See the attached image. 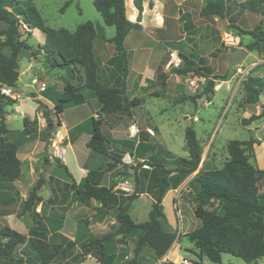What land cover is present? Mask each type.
<instances>
[{
  "label": "trees",
  "instance_id": "obj_1",
  "mask_svg": "<svg viewBox=\"0 0 264 264\" xmlns=\"http://www.w3.org/2000/svg\"><path fill=\"white\" fill-rule=\"evenodd\" d=\"M0 0V86L15 88L19 77V58L23 50L32 55L42 51L46 62L52 69L67 72L63 78L64 91L54 99V107L50 110L43 102L34 99L42 110L44 118L51 123L50 112L53 111L59 119L68 105H81L85 102L82 90H90L101 105V113L106 115H125L133 117V110L141 106L139 98H129L125 81L120 86L107 87L98 77V63L93 52V42L97 36L95 24L88 21L79 25L73 32L61 28L53 29L46 25L38 9L33 5L34 0ZM140 12L142 10L139 0L134 1ZM72 1L65 3L63 11ZM264 3V0H250L243 3V7L252 11ZM94 7L101 15L107 26H113L116 34L107 41L113 44L124 70L127 71L126 39L132 30L139 29L138 23L127 19L125 0H94ZM225 0H208L203 7V16H217L225 18ZM26 24L30 31L23 29ZM230 27V26H229ZM33 30H39L45 35L43 44L38 50L27 43ZM239 35H249L253 42L246 46L249 52L264 47V26L261 24L253 30L237 28ZM9 50V54L4 52ZM181 68L170 70L171 74L188 76L193 74L207 79L206 86L201 92L208 95L214 92L215 80H227V76L211 77L203 72L195 62L184 55ZM168 74L159 70L156 82L165 90ZM82 82V87L75 82ZM246 97L244 104H255L263 93L262 83L257 79L245 81ZM43 95L50 98L47 89ZM34 98V96L32 97ZM194 102V98L191 99ZM16 102L0 94V190L6 183H14L21 178L22 162L18 157L20 144L7 138L9 130L5 123V107L13 106ZM264 116V109L260 116H251L242 120V124L251 122ZM24 119V123H26ZM60 126L62 125L58 121ZM89 129V130H88ZM89 132L90 140L87 148L90 155H99L105 161L103 169H88L86 177L77 184L67 166L56 158V164L62 168L68 177L64 183L67 196H73L72 202L89 206L92 201L101 206L97 209L99 216L114 215L115 225L107 233L89 241H81V248L85 256L91 255L100 264H109L106 260L110 243L115 238L139 234L135 247V256L132 261L125 264H140L145 248L152 250L158 259H162L171 250L176 240V234L164 228L166 215L163 201L166 195L177 190L198 170L197 175L189 182L188 187L195 193L196 207L194 214L201 224L187 234L189 240L199 250L201 261L207 258L215 264H222L224 254L239 258L247 264L257 263L264 258V193L261 192L264 184V170L256 168L250 162L249 151L252 150L254 140L246 142L232 140L227 144L228 158L221 168L202 164L203 149L198 140L197 133L192 126L186 128L185 140L187 157L177 156L159 144L151 142L150 134L140 130L138 139L115 140L104 132V123L94 117L72 130L73 134ZM112 146L117 148L114 153ZM129 154L135 164L124 165L122 158ZM134 172L136 187L135 195H128L122 190H115L113 186L103 184L106 174H112L119 166ZM201 166V168H200ZM40 177L21 207L20 215L29 214L35 221L38 234L42 242L35 245L38 264H53L54 260L64 252L63 246L51 243L47 239L44 224L38 219L36 208L42 203L38 191L43 186ZM148 194L153 202L148 220L137 223L128 213L130 204L141 194ZM6 216L9 213H1ZM89 222L80 221V230L87 228ZM47 231V230H46ZM87 232H90L87 229ZM81 234V233H80ZM86 237L87 233L82 234ZM69 242L71 247L76 246L81 238ZM27 242V237L10 228L0 229V263L7 260L10 264H24L21 257L15 259L14 254L19 246ZM170 264V263H168ZM202 264V263H197Z\"/></svg>",
  "mask_w": 264,
  "mask_h": 264
},
{
  "label": "rangeland",
  "instance_id": "obj_2",
  "mask_svg": "<svg viewBox=\"0 0 264 264\" xmlns=\"http://www.w3.org/2000/svg\"><path fill=\"white\" fill-rule=\"evenodd\" d=\"M68 1H72V3L63 11L62 9ZM21 3L23 4L24 2L21 0ZM33 5L40 12L46 25L56 30L61 28L75 30L79 25L88 21H103L101 15L94 7V0H34ZM243 13L249 16L248 22L244 25L246 28L254 29L256 28L255 26L260 25L257 16H253L251 12L247 13L243 11ZM0 28L5 29L6 25L1 24ZM110 29L115 32L114 28ZM44 39L45 35L42 32L35 31L31 37H27V43L38 50L39 44L41 45ZM242 44L240 43V46ZM4 52L9 54L8 49H5ZM248 61H246L243 71L250 65V63L247 64ZM30 63L34 65L32 71L27 70ZM239 67H234L230 72L233 74L239 73ZM19 72L21 76L18 85L24 91L21 99L27 96H34L27 93L30 91V87L27 85H31L32 76L35 77L34 79L38 78L39 80V84H34V87L40 90L39 85L43 81V83L47 84V94L49 95L52 92L54 99L58 98L64 91V85H62L59 92L56 90L58 85H60L59 83L63 80L59 79L58 75L62 73L64 77H67V72L52 69L46 62L45 55L42 51H37L36 55H32L30 51L23 50L19 58ZM191 78L194 79L193 76ZM177 79V76L171 78L170 89L167 95L157 88L159 87L157 84L148 85L146 93L137 96V98L142 100L143 106L134 108L133 117L129 118L125 115H117L113 125L103 119L104 132L115 140L131 139L129 137V128L131 124L136 123L139 130L147 131L146 128H149L154 132V136L150 135L152 143L161 145L177 156L186 157L185 131L187 127L192 125L197 132L203 149L202 160L210 163L211 166L221 168L228 158L227 142L229 140L247 141L251 137H254L258 131L255 130V125L252 126L253 131L240 125L235 130L230 129L227 126L230 120H236L235 115L231 112L228 117L229 119L222 124L220 133L216 137L218 143L214 141L210 145L208 139L206 140L204 138V132L209 127L210 130L216 128L219 115L222 114L226 105L232 104L233 98L231 92L227 89L226 85L223 86V88L216 92L213 102L205 107L201 106L203 103L199 104L198 112L196 113L193 103L186 102L185 98L191 94H193L194 98L200 97V90L203 87L202 84L199 83L197 89L192 88L193 92L188 90L191 87L189 82L182 79L178 84L186 92L179 95L173 92ZM51 84H55L56 87L54 88ZM75 84L83 88L81 81L75 82ZM203 85H206V82ZM20 88H10V94H20L22 91ZM4 90H6V87L0 86V94L5 95L8 99L14 100L7 96ZM40 92L42 94L44 93L42 91ZM86 97L94 99L96 104L93 103L92 107L86 106L82 108L81 114L83 116H88L92 113V110H96L97 103L100 105L90 90H87ZM129 98H132V95ZM19 100H14L16 103L13 106L5 107L6 116L3 123L10 129L7 138L10 141H15L20 144L19 156L23 160L22 174L17 182L6 183L5 186H7V189L0 190V211H6L10 214L8 216L0 215V229L7 227L25 235L27 242L18 247L14 257L15 259L22 257L25 260L24 264H38L35 245L42 242L41 236L38 234L34 219L29 214L20 215V213L22 204L26 200L28 193L36 184L37 180L42 177L44 180L43 186L38 191V195L42 197V203L36 208L38 219L44 224L45 233L49 242H60L62 245H66V250L54 260L53 264H80L88 259L90 262L86 264H97L95 257L90 258V256L83 254V249L80 246L81 242H79V247H71L69 241H73L69 239L70 237L74 238L76 235V222L83 220L89 222L88 227L92 230V235L88 236L87 234L86 236L88 237L83 240L89 241L93 238L100 237L102 234L110 231L114 226L111 225V222L115 219L114 215L110 213L107 217L99 216L100 213H97L99 204L93 203L90 207H86L80 203L72 202L73 196H67L66 200H68L69 205L66 208H62V205L60 206L59 203V197L62 194L58 192L60 181H68L69 179L64 170L55 162L57 157L55 155H58L59 149L65 146L64 140L62 142L63 134L60 133L62 127L58 121L61 124L63 120L66 124L74 123L76 121L72 115L74 105H68L64 111V119L62 116L58 119L54 112L51 111L49 113L51 123H48L43 114L39 115L41 109L37 103L35 107L34 102L31 100L26 99L25 105H23L24 102L19 103ZM205 101L204 99L203 102ZM16 106L18 107L16 108ZM96 114L98 115V119H102L101 112L97 111ZM192 114H196L198 117L197 121L192 122L187 120ZM105 118L108 117L105 116ZM24 119H26L27 124L24 123ZM113 119V116H111L110 120L112 121ZM50 125H52V128H50ZM83 138L74 147L73 153H75V157L72 156L70 150L67 156L64 157V162L67 163L69 171L76 177H78L79 170L74 167V160L82 161L85 153L89 152L87 146L83 144ZM26 149L29 151L25 156ZM112 149L114 153H117L118 149L115 146H112ZM128 157L131 159V162L124 161ZM99 160L95 167H93L95 170L103 169L105 166L104 159L100 157ZM122 163L128 166L135 164L129 154H126L122 158ZM133 174L134 172L132 170L126 169L121 165L112 174H106L103 184L116 187L128 195H135L136 187ZM188 185L189 183L185 182L177 190L170 191L171 193L163 201L164 213L166 215L164 228L166 231L176 234V240L171 250L162 259H158L152 250L145 248L142 257L139 259L140 264H181L185 259L192 264H215L207 258L201 261L199 250L187 237L188 233L198 228L201 224L200 220L194 214L196 207L195 193ZM152 202L153 199L150 195L146 193L141 194L130 204L128 213L135 222H145L148 220ZM66 215H68V218L64 222ZM61 224L64 225L62 231L67 235L66 238L56 232L58 227L62 226ZM138 237L139 234L120 236L108 244L109 249L106 260L109 264H125L132 261L135 256L134 251ZM0 264L10 263L7 260H3ZM14 264L19 263L16 262ZM222 264L247 263L229 254H224ZM259 264H264V258L261 259Z\"/></svg>",
  "mask_w": 264,
  "mask_h": 264
},
{
  "label": "crops",
  "instance_id": "obj_3",
  "mask_svg": "<svg viewBox=\"0 0 264 264\" xmlns=\"http://www.w3.org/2000/svg\"><path fill=\"white\" fill-rule=\"evenodd\" d=\"M134 1L135 0H125L127 19L132 23H138L140 26L139 29L132 30L126 39V72L124 70V63H121V59L117 55L113 44L107 41L108 39H111L115 36V27L107 26L104 21L101 20H96L95 22H93L97 31V36L93 42V52L99 66L98 77L100 82L107 87H116L120 86L124 80L128 96L132 95V98H134V96L137 98L138 95L146 93V91L148 90V85L157 84V74L161 69L163 70V72L169 75L165 90L162 91L160 87H157L162 93L166 95L168 94V91L170 89V80L174 76H177L178 78L175 85V90L173 91L176 94L181 95L186 92L178 83H180L182 79H185V81L189 82V80L192 79L191 76H193L195 80H198V84H202L203 87L200 90L202 92V90L206 86L203 85L204 82L207 83L206 78L198 77L193 74H190L188 76H179L177 74L170 73V70H168L167 66L170 60V52L173 51L179 53V55L188 57L190 60L195 62L198 67L203 68V72L209 73L211 77L227 76V80L225 81L215 80L214 92L209 93L208 95H200V97L198 98H194L193 94L187 95V98H185V100L186 102L193 103V105L195 106V112L197 113L199 104L203 103L201 106L204 107L209 105L211 102H213L216 92L226 85L227 89L230 90L233 98L232 104L226 105L222 114L219 115L215 129L210 130L209 127L208 130H205L204 138H206V140L208 139L210 145L214 141L218 143L216 137L220 133V128L222 124L226 122L227 119H229L228 117L232 112L233 115H235L236 120H230L229 124L227 125L230 129L235 130L237 126L240 125L246 129H250V131H253L252 126L255 125V130L258 131V133H256L254 137H251L249 139L254 140L255 143L253 144L252 150L248 153L250 154V162L256 168L264 170V116L251 122L248 125L244 126L242 124V120H248L253 115L260 116L264 109V47H261L257 51L249 52L246 49V46L252 43L253 39L249 35H239L237 30V28H241L243 30H253L244 26L245 23L248 22L249 16L246 15V13L244 14L243 11L247 13L251 12L253 16H257V18H259L260 25L262 24L264 26V3L257 8V11H252L249 8H245L242 6L243 3L250 0H225L226 13L225 18L222 19L217 16H203L201 14L203 7L206 5L208 0H139L142 8L141 12ZM258 26L259 25L255 27ZM110 28H114L115 32L111 31L112 29ZM35 31L39 30H33L32 35ZM69 31L73 32L74 30ZM225 33H229L233 36H238L241 43H243L242 46L232 47L224 43ZM44 41L45 39L42 40L43 43ZM240 48L246 49L248 51V56L241 67L238 68L239 73L233 74L232 72H230L231 70L229 69V62L233 56V52ZM247 60H249L247 64L250 63V65H248L247 69L243 71V67L246 65ZM33 69L34 65L33 63H30L27 70L32 71ZM58 77L59 79H63L64 75L62 73H59ZM34 78L35 77L32 76L31 85H27L30 87V91H28L27 93L34 95V98H32L33 96H27L24 99H20L19 103L24 102L23 105H25V101L27 99L34 102L36 107L37 105L34 99H37L43 102L50 110H52L54 107V100H52L54 99V97L52 92L49 93L50 98L45 97L40 92L41 89L38 90L37 87H34V84H32ZM248 79H257L262 83L263 93L260 95L258 102L255 104H244V98L246 97L245 81ZM19 81L20 77L18 83ZM18 83L15 89L20 88ZM59 84L60 85H58V88L56 89L58 92L63 85V80ZM51 86H54V88L56 87L55 84H51ZM193 89L192 87H189L188 90L193 91ZM82 93L85 96V102L81 105H74L73 107L72 115L73 118L76 119V121L71 124H66L63 120L64 113L62 114L63 121L60 133L63 134L62 142L64 140L65 146L62 147L63 155L60 156L59 154H56L55 156H57L56 158L61 159V161L66 166L67 163L64 162V157L67 156L68 151L70 150L72 152V156L75 157V153H73V150L74 147L79 143L80 139L84 137L83 144L84 146H86L91 137L89 132L71 135L72 130L93 117L95 119H98V115L96 114V112H101V105H98L97 103L96 110H92V113L88 116H83V114H81V109L86 106L92 107V104H96V101L94 99L86 97L87 90H83ZM20 94L24 95V91L22 90ZM192 98L195 99L194 102L191 100ZM204 99L206 100L205 102H203ZM141 105L143 106V102ZM17 107L18 106H16V108ZM42 114L43 113L41 110L39 112V115ZM101 114L102 119L100 120L104 119L111 125H113L116 121L115 118L117 115H106L104 113ZM105 116L108 118H105ZM111 116H113L114 118L112 121L110 120ZM187 120L195 122L198 120V117L196 116V114H192ZM192 127L194 128V126ZM7 129L10 130L9 128ZM147 129L149 128H146V130ZM230 141L232 140H229L227 144ZM28 151L29 150L26 149L25 156L28 154ZM185 152L187 153V157L188 152ZM19 154L20 149L18 151V157L21 162H23ZM99 159V155H90L89 150V152L85 153L82 161L74 160V167L79 170V178L73 175L70 171L69 172L72 174L77 184H80V182L86 177L88 169H94L93 167H95V165L100 161ZM205 163L207 162H204V160H202L201 166H203V164ZM207 164L210 165V163ZM198 172L199 170L186 182L189 183L193 179V177L197 175ZM60 182L61 183L58 188V192H61L62 194H60L59 203L60 206L62 205V208H66L69 203L68 200H66V196L64 194L66 192L64 183H67L68 181L63 180ZM6 187L7 186H4L2 190L7 189ZM114 189L117 190L116 187H114ZM261 192L264 193V184L262 185ZM93 203L99 204L96 201H92V203L86 207H90ZM100 206L101 205L99 204V207ZM1 213L7 212L0 211V214ZM67 218L68 215L65 216L66 220L64 219V222L67 221ZM115 223L116 221L114 219V221L111 222V225H115ZM62 224L64 223L62 222ZM62 227H64V225L59 226L56 232H58V234H62V236L66 238L67 235L63 233ZM76 227L77 229L75 232V237H70L69 240L74 242L76 239L78 240L79 236L83 237L82 234L85 233H87L88 236L92 235V230L90 229V227L84 228L85 231L82 229L80 230V221L76 222ZM87 229H89L90 232H87ZM86 237L81 238L80 241L77 242L76 247H79V242L83 241V239ZM57 244L62 245V243L60 242ZM62 246L63 250L65 251L66 245ZM89 256L90 258H92L91 255ZM260 261L261 259L254 264H259ZM87 262H90V260L88 259L84 262H81L80 264H86ZM96 263L100 264L98 261Z\"/></svg>",
  "mask_w": 264,
  "mask_h": 264
},
{
  "label": "built area",
  "instance_id": "obj_4",
  "mask_svg": "<svg viewBox=\"0 0 264 264\" xmlns=\"http://www.w3.org/2000/svg\"><path fill=\"white\" fill-rule=\"evenodd\" d=\"M23 29L25 31H30L29 27L26 24H23ZM224 43L232 46V47H239L240 46V38L238 36H233L229 33H225L224 35ZM170 60L168 63V70H172V69H178L181 68L183 65V60L182 57L179 55V53L177 52H170ZM32 84H39V80L38 79H34L32 81ZM189 85L192 88L197 89L198 88V80L195 79H191L189 80ZM47 88L46 83H41L40 84V89L41 91H44ZM4 92H6V95L13 98L14 100L16 99H21V94H16V95H12L11 93V89L6 87V90H4ZM139 128L137 127L136 123L131 124L130 128H129V137L131 139H138V135H139ZM147 132L151 135L154 136V132L150 129H147ZM59 155L62 156L63 155V150L59 149ZM129 158V157H128ZM128 158L124 159L125 162H131V159L129 158V160H127ZM181 264H192L190 261L188 260H183Z\"/></svg>",
  "mask_w": 264,
  "mask_h": 264
},
{
  "label": "water",
  "instance_id": "obj_5",
  "mask_svg": "<svg viewBox=\"0 0 264 264\" xmlns=\"http://www.w3.org/2000/svg\"><path fill=\"white\" fill-rule=\"evenodd\" d=\"M248 56V51L246 49L240 48L233 52V56L229 62V69L232 70L234 67L241 66ZM52 128V125H50Z\"/></svg>",
  "mask_w": 264,
  "mask_h": 264
},
{
  "label": "bare ground",
  "instance_id": "obj_6",
  "mask_svg": "<svg viewBox=\"0 0 264 264\" xmlns=\"http://www.w3.org/2000/svg\"><path fill=\"white\" fill-rule=\"evenodd\" d=\"M61 135V134H60Z\"/></svg>",
  "mask_w": 264,
  "mask_h": 264
}]
</instances>
